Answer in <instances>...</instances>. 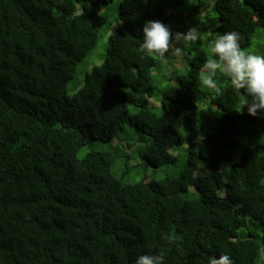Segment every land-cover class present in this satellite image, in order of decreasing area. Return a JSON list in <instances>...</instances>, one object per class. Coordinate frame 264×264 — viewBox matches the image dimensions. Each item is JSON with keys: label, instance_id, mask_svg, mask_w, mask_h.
I'll list each match as a JSON object with an SVG mask.
<instances>
[{"label": "trees", "instance_id": "obj_1", "mask_svg": "<svg viewBox=\"0 0 264 264\" xmlns=\"http://www.w3.org/2000/svg\"><path fill=\"white\" fill-rule=\"evenodd\" d=\"M114 2L0 0V264H264V114L200 82L217 35L264 54V0ZM147 21L202 39L142 58Z\"/></svg>", "mask_w": 264, "mask_h": 264}, {"label": "clouds", "instance_id": "obj_2", "mask_svg": "<svg viewBox=\"0 0 264 264\" xmlns=\"http://www.w3.org/2000/svg\"><path fill=\"white\" fill-rule=\"evenodd\" d=\"M143 40L138 51L143 58L156 56L162 63L168 62L169 55L176 44L181 42L195 44L202 39L197 28H190L186 33L170 32L168 26L160 21H147L143 26ZM242 37L237 31L217 35L210 41V57L204 62L200 72V82L216 94L222 91L219 77H225L232 89L241 93L245 99L242 109L247 107L249 115L255 117L264 114V54L241 47ZM134 264H165L163 254L139 255ZM207 264H234L228 254L211 257Z\"/></svg>", "mask_w": 264, "mask_h": 264}, {"label": "rangeland", "instance_id": "obj_3", "mask_svg": "<svg viewBox=\"0 0 264 264\" xmlns=\"http://www.w3.org/2000/svg\"><path fill=\"white\" fill-rule=\"evenodd\" d=\"M122 1L123 0H115V2L111 6H109L108 8L105 9V10L109 9L108 17L110 18L109 19L110 21L114 22L115 18L118 16L120 4H121ZM107 42H108V37L104 38L100 42L97 51L94 53L93 57L89 60L88 64H84V65L81 66V74H80V77H79V79L77 81L78 83H80V84L83 83V81L85 79L86 72L90 71L91 68H93L94 66H97V65H100V64L103 63L102 57L105 54ZM177 52H178V48L177 47L173 48V53L174 54H172V55L175 56L177 54ZM183 72L187 73V69L184 68ZM154 84L157 85L160 88H163L166 85H168V83H166V82L157 83L156 81H154ZM154 104H159L158 107L160 106V102H159V99L157 97L153 98L151 100V105L154 106ZM214 113H215V110H214ZM192 127H193V124H192ZM200 139H201V137H200ZM202 139H203V136H202ZM97 148L98 149H103V150H106V149L107 150H111L112 149V145H110V144H102V145L98 146ZM87 151H88L87 148L82 149L80 151V153H79V157H83L87 153ZM179 151L181 152L180 149H179ZM134 163H138L140 165H143V164H145V160L141 159L140 157L137 156V158L134 160ZM141 168H144V171H145V167H141ZM149 168H150L149 169V175H150L151 179H161V178L165 177L166 175L173 174V173H175L177 171L176 168L173 165L164 166V167H162L160 169H155V168H151V167H149Z\"/></svg>", "mask_w": 264, "mask_h": 264}]
</instances>
